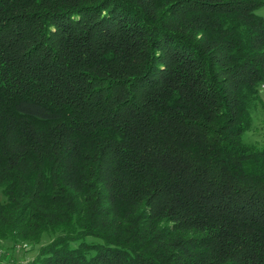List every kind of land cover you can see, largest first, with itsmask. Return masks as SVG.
<instances>
[{"label": "trees", "instance_id": "obj_1", "mask_svg": "<svg viewBox=\"0 0 264 264\" xmlns=\"http://www.w3.org/2000/svg\"><path fill=\"white\" fill-rule=\"evenodd\" d=\"M263 5L0 0L1 249L264 264Z\"/></svg>", "mask_w": 264, "mask_h": 264}, {"label": "rangeland", "instance_id": "obj_2", "mask_svg": "<svg viewBox=\"0 0 264 264\" xmlns=\"http://www.w3.org/2000/svg\"><path fill=\"white\" fill-rule=\"evenodd\" d=\"M264 3V0H261ZM259 16L264 19V5L258 11ZM261 101L259 106L253 110V125L250 132L246 133L244 139L249 143L258 142L259 137L264 136V84L260 92ZM1 197V192H0ZM21 250V249H20ZM13 253V251H6L0 246V264H28L33 260L34 254L20 251Z\"/></svg>", "mask_w": 264, "mask_h": 264}]
</instances>
